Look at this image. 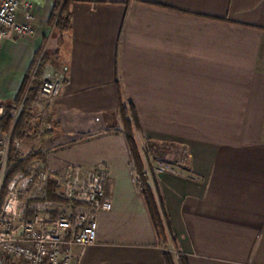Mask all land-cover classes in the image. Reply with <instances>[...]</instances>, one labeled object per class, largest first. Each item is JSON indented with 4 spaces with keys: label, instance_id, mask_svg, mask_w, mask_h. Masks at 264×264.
Segmentation results:
<instances>
[{
    "label": "crops",
    "instance_id": "0c3cea01",
    "mask_svg": "<svg viewBox=\"0 0 264 264\" xmlns=\"http://www.w3.org/2000/svg\"><path fill=\"white\" fill-rule=\"evenodd\" d=\"M26 1L35 33L1 43L0 103L15 102L41 57L37 91L65 79L21 152L40 155L33 165L62 187L107 172L112 207L98 214L96 242L74 247L76 263L167 264L120 93L140 145L173 167L149 182L175 252L188 264H264V0H71L64 32L54 0Z\"/></svg>",
    "mask_w": 264,
    "mask_h": 264
},
{
    "label": "built area",
    "instance_id": "2783aa9c",
    "mask_svg": "<svg viewBox=\"0 0 264 264\" xmlns=\"http://www.w3.org/2000/svg\"><path fill=\"white\" fill-rule=\"evenodd\" d=\"M20 13L23 14V21L18 19ZM34 18L35 5L30 1L0 0V45L7 40L17 41L32 36L35 33ZM41 61L42 57L33 68L35 77ZM35 77L19 101L10 105L0 103V123L8 108L11 109L13 118L10 133L6 136L0 133V264H77L73 255L74 247L85 248L96 242L98 214L109 211L112 207L105 192L106 171L92 170L82 183H71L74 188L70 197L66 194L67 199L78 203L71 216L52 219L46 209H41L40 204L25 207L30 191L36 187L45 188L49 179L48 173L38 169L33 163L28 166L27 174L20 173L11 180L5 197L2 196L11 144L22 151L21 140H13L12 133ZM64 79L65 73L57 72L41 81L32 106L36 111V124H25V137L40 138L49 107L59 97ZM143 148L141 146L145 162L144 176L149 181L153 175L173 171L171 164L151 160ZM147 157L151 160L150 164ZM138 183L141 185L139 178Z\"/></svg>",
    "mask_w": 264,
    "mask_h": 264
},
{
    "label": "trees",
    "instance_id": "16d2710c",
    "mask_svg": "<svg viewBox=\"0 0 264 264\" xmlns=\"http://www.w3.org/2000/svg\"><path fill=\"white\" fill-rule=\"evenodd\" d=\"M56 3V10L58 11V14L55 16V19L57 18V24L56 27L61 32H64L67 28L70 27V12H69V6L71 0H54ZM29 81V78H28ZM28 81L27 83L22 87L21 92L19 93V96L15 100V102L19 101L24 93L26 92V89L28 87ZM34 84V83H33ZM31 86V88L28 91V96L25 101L21 116L19 118V121L16 123V126L12 133V139H18L25 136V124L30 120L32 113H33V103L37 95V90ZM119 102L121 107V119L123 123L124 133L134 160L135 164V170L137 174V178L141 179V191L142 194L147 202V205L149 207V211L151 214V218L153 221V224L155 226L157 235L162 243H168L173 244L176 250V244L175 239L172 234H169L170 229L167 216L165 214L162 202L158 197L155 195V192L149 182V179L144 176L145 174V162L143 159V155L141 152V145L136 137V117L135 115L131 114L130 107H127L122 102V97L119 93ZM13 118L11 116V109L8 108L6 110V113L4 117L1 120L0 123V133L3 136H6L10 133L11 126H12ZM153 147L149 146V150H152ZM40 155L38 154H30V155H23L20 151H18L13 143L10 146L9 149V156H8V162H7V168L5 172V180H4V190H3V198L6 195V188L8 184L11 182V180L17 176L20 173L27 174V169L30 164H32L34 161L38 160ZM61 187L59 182L52 177H49L47 184H46V192L45 196L39 199H35L36 202H54V203H62L65 202L67 204H70L73 209H75L78 206V203L73 200H67L64 201L63 196L60 193ZM166 263L167 264H188L186 257L181 254L180 252L177 253V261L173 259V257L167 253L166 254Z\"/></svg>",
    "mask_w": 264,
    "mask_h": 264
},
{
    "label": "rangeland",
    "instance_id": "374dc122",
    "mask_svg": "<svg viewBox=\"0 0 264 264\" xmlns=\"http://www.w3.org/2000/svg\"><path fill=\"white\" fill-rule=\"evenodd\" d=\"M35 77V74H34V72L30 75V77H29V81H28V85L31 83V80L33 79ZM34 83V82H33ZM2 83H0V85H1ZM33 85V84H32ZM140 135V134H139ZM142 147H144V146H142ZM144 149V148H143ZM147 161H148V163L150 164L151 163V160H150V158H148L147 157ZM154 176L155 175H153V177H152V180H154ZM64 184V186H65V188H63L62 187V185H60V187H61V190H60V193H61V195L63 196V198H64V201H67V200H71L70 198L69 199H67V195H69V197H70V195H71V193H72V189L74 188V186H72V184L70 183V184H66L65 185V183H63ZM71 185V186H70ZM45 192H46V187L45 188H34L32 191H30V193L28 194L29 195V197H28V199H27V205L25 206L26 208L27 207H30V206H34L35 204H40L41 206V209H43L44 211H45V209H46V211H48V214H50L51 215V217L50 218H52V219H56V218H58L59 216H71L72 214H73V211H74V209L70 206V204H67V203H65V202H62V203H54V202H36V201H34L35 199H39V198H42V197H44L45 196ZM67 194V195H66ZM44 205V206H43ZM50 209V210H49ZM76 209V208H75ZM49 215V216H50ZM171 244H169V250H170V252H169V254L173 257V259L175 260V261H177V258L175 257L176 256V252H175V250L176 249H174V248H172L171 246H170ZM178 247V246H177ZM178 249V251H179V248H177Z\"/></svg>",
    "mask_w": 264,
    "mask_h": 264
}]
</instances>
